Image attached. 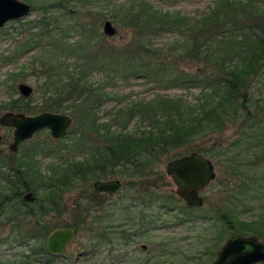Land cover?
Masks as SVG:
<instances>
[{"label": "trees", "instance_id": "16d2710c", "mask_svg": "<svg viewBox=\"0 0 264 264\" xmlns=\"http://www.w3.org/2000/svg\"><path fill=\"white\" fill-rule=\"evenodd\" d=\"M70 2L30 0L34 5L32 12L40 5L41 15L37 25L28 26L30 33H35L17 46L19 53L44 50L41 56H34L39 61L19 67L20 73L27 66H31L30 69L37 66L40 70L38 87L42 89V106L34 105L32 99L21 98L20 104L14 103L10 111L33 115L43 112L69 114L77 128L62 140H50L49 143H55L50 144L51 148L37 144L21 153L5 154L3 150L0 154V210L2 215L9 212V225H17L10 234L21 233L17 219L20 215L24 219L35 218L38 226L47 216L59 214L64 195L83 185L93 196L98 192L92 191L90 185L109 177L126 179L128 190H133L136 183L147 185L157 165L172 152L197 140L217 138L235 127L239 139L231 150L223 149L221 144L213 145L212 151L195 150L210 155L217 164L224 162L229 179L236 182L233 185L240 189L239 195L246 201L243 205L252 215L250 218L233 212L220 215L218 221L223 226L214 245L219 248L223 244L226 232L256 237L264 242V0H215L214 6L197 16L157 9L146 1L138 6H115V18L126 22L125 26L134 31L135 38L132 47L125 48L124 52L106 46V54L91 46L88 40L67 45L64 40L68 29L50 22L54 10H60L65 16L73 15L76 11L68 8ZM170 33L177 38L167 47H155L151 42ZM100 37L102 41V34ZM52 48L55 50L50 53L48 50ZM57 51L68 53L60 56ZM18 56L17 53L15 57ZM69 58L74 59L73 64L68 63ZM171 58L196 60L213 71L207 74L203 70L196 76L175 71L170 81H166L163 76L171 68ZM3 60L12 62L15 58ZM95 71L124 79L131 73L160 87L177 85L187 91L199 88L200 94L194 106L183 98L163 95L151 100H133L130 96L114 98L104 84L93 81L91 76ZM110 100H117V106L108 112L102 111ZM101 113L107 114V122L101 121ZM133 119H138V124L129 129ZM70 134L80 141L78 155L71 156L67 150L58 149L57 145L71 137ZM40 157H56V160L43 167ZM229 182L226 180L224 186ZM29 192L36 196L34 203L22 200ZM145 193L137 191L135 198L147 209V216L145 209L140 215L149 225L166 222L163 218L178 227L197 220L198 208L187 207L182 199L159 194L154 197L152 193L146 199ZM87 205L85 199H80L77 211L82 214V222L75 227L77 232L82 230L83 224L87 225ZM96 225L91 231L96 242L94 247L120 242L130 247L129 231L135 230L137 237L144 234L145 227L103 228L100 222ZM38 232L31 234L34 239L30 243L35 247L29 245V239L21 235L12 238L10 234L0 245L14 242L29 249L30 255L23 264H57L58 258L45 247V235ZM46 233L49 234L48 230ZM175 244L170 241L157 252L155 247V257L147 264H167V258L180 255L183 249L173 248ZM214 255L212 249L208 263Z\"/></svg>", "mask_w": 264, "mask_h": 264}, {"label": "rangeland", "instance_id": "374dc122", "mask_svg": "<svg viewBox=\"0 0 264 264\" xmlns=\"http://www.w3.org/2000/svg\"><path fill=\"white\" fill-rule=\"evenodd\" d=\"M20 1L29 4L32 10V6L34 5L30 3V0ZM42 1L48 2L49 0ZM142 1L149 2L157 9L171 12L175 11L190 16H197L208 11L209 7L214 6L215 2V0H71L68 8L76 12L73 15L65 16L60 10H54L50 22L52 24H57V26H62V29H68V36H65L67 39L64 40L67 45L74 41L88 40L91 46L93 45V47L102 50L104 54H106V46L114 47L118 52H124L125 48L129 46L132 47L131 44L133 43L135 34L133 30L125 26L126 22L124 24L121 20L115 18V6L127 4L138 6ZM35 9V11H31L29 16L24 19L10 22L0 30V118L5 113L12 112L10 111L11 106L20 104L18 100L21 98L25 101L32 99L34 105L42 106L40 102V91L42 89L38 87L40 70L37 69V66L31 69V66H27V68L25 67V70L20 73L19 67L24 66L27 62L31 64L39 61L35 59L34 56H41L44 50L36 49L28 53L17 52L18 44L25 41L28 35L35 33V31L30 33V28L28 26L37 25L42 8L40 5H37ZM106 21H111L117 29L116 36L108 37L104 34V24ZM94 34L97 35L96 38L99 40L95 38ZM101 34L103 36L102 41L101 37L99 38ZM176 38L174 34L170 33L154 38L151 42L155 47L161 48L171 45L176 41ZM95 42L98 44H95ZM51 50L55 49L52 48L48 51L51 53ZM17 53L20 54V56L16 58L15 55ZM67 53L68 52L65 51L56 52V54L60 56L66 55ZM7 57H14L15 60H11L12 62H5L3 59ZM73 61L74 59L69 58L68 63L73 64ZM174 61H176V63H174ZM171 64V68L168 69L163 76L166 81H170L175 71H178V74L184 72L195 76L201 74L203 70L207 74L213 71L202 64H198L196 60H179L171 58ZM72 70L73 69H71L70 72ZM127 75L128 78L124 79L122 76L116 74L110 77L105 72L95 71L91 77H93L95 83L104 84L114 98L130 96L133 100H151L156 95H163L173 99L183 98L194 106L195 99L200 94L199 88L187 91L177 85L160 87L151 81H146L142 76L131 75V73ZM15 78L18 79L14 80ZM40 80H42V78H40ZM42 82H44V80H42ZM20 84H26L33 88V93L29 98H24L20 95ZM117 104V100H110L104 105L102 111L105 110L108 112L116 107ZM26 115L35 116L33 114ZM100 117L102 122L108 121L106 113H101ZM137 124L138 119H133L129 122L128 128L133 129ZM76 128L74 120L70 132ZM13 131V129H7L0 125V132L6 139L3 145L5 154L10 152L9 145L13 141ZM70 136L71 137L64 140L62 144L57 145L58 149H64V152L67 150L68 154L71 156L78 155L77 152L79 151L77 150H80V141H78V137L75 135L70 134ZM238 139V129L231 127L217 136V138H206L205 140H197L192 144H186L181 149L165 157L157 165L155 174L152 179L147 182V185L144 183H136L137 186L133 188V190L126 189V179L116 176L109 177L106 180L119 179L124 184L123 189L115 196H106L100 193L93 196V192H91L90 189H85L87 187L85 185H83L81 189L65 194L62 199V208L59 214H51L41 221L42 226L48 228L49 232V234L46 233L47 231L42 233V235H45V247L53 231L62 228H73L76 230L75 227L82 222V214L80 211H77L78 203L80 199H85L88 203L85 208L87 210L85 213V215H87V225L83 224L82 230L80 232L76 231L74 240L69 244L64 255L57 259V264H147L154 259L157 250L162 249V247L170 241L176 243L173 248L181 247L183 251L178 256L167 258V264H211L226 240L234 236L226 232L227 236L223 244L219 248L214 245L216 237L220 232L219 229L223 226L218 221L220 215L233 212L235 215L241 213L244 218H250L252 216L246 211L245 205H243L246 201L243 200V195H239L240 189L233 185L236 182L229 179L228 170L223 161L217 164L210 155L199 153L212 160L215 166L216 179L201 193V196L204 198V205L198 208L199 211L197 215H195L197 220L187 225L180 227L175 226L174 222L169 221L167 218H163L166 222L153 223L151 225L147 223V220L142 221L140 213L145 209V206L136 200L135 193L137 191L147 192L144 194L146 199L149 198L148 194L150 193H152L154 197H157L156 194H159L162 197H170V195H172L179 198L175 193L176 187L173 181L167 175L166 170L168 163L177 158L198 153L195 150L207 152L213 145L221 144L223 149L231 150V146L234 145ZM50 140L54 141L49 131H42L38 133L34 139L21 145L19 153L37 144H41L45 149L51 148L50 144L55 145V143H49ZM215 151L218 150L215 148ZM55 160L56 157L39 158L43 167H48L51 163L55 162ZM226 180H230L228 186H224L226 185ZM93 183L90 185L92 191H94ZM147 212V209H145V216L148 215ZM8 213L0 216V242L8 237L13 227L17 226L9 225L10 220H8ZM20 216H18L17 219L20 220L19 224H21V236L25 240L29 239L30 243L34 239V235L31 234L40 231L37 226V220L33 217L24 219L23 217L20 218ZM39 217L41 218V216ZM96 222L102 223L103 228L108 226H124L131 229L134 226L138 229L139 225H144V234L136 237L134 235L136 231L130 230L129 234H127H131V236H129V240L131 241L130 247L123 246L122 242H120L121 245L116 243L115 245L103 244V246L94 247L96 242L92 239L94 234L91 231L96 228ZM29 245L35 247L33 243ZM143 245L147 247L146 250L142 249ZM155 247L156 252L154 251ZM170 249H172V247L169 248L168 251H170ZM212 249L215 255L208 263L207 258L211 254ZM183 252H186V254ZM206 253H209L208 256H206ZM28 255H30L29 249H26L24 245L19 246V243L14 244V242H11V244L3 243L0 245V264H23V260L27 259L26 257Z\"/></svg>", "mask_w": 264, "mask_h": 264}, {"label": "water", "instance_id": "95a60500", "mask_svg": "<svg viewBox=\"0 0 264 264\" xmlns=\"http://www.w3.org/2000/svg\"><path fill=\"white\" fill-rule=\"evenodd\" d=\"M31 6L20 0H0V30L8 23L24 19L31 14ZM104 34L114 37L117 29L111 21L104 24ZM20 95L29 98L33 88L19 85ZM74 123L70 115L44 112L35 116L23 113L7 112L0 118V125L13 129V141L9 151L17 154L22 144L34 139L40 131L47 130L54 141L64 139ZM4 136L0 132V154L3 152ZM167 175L176 187V195L182 199L187 207L201 208L205 191L216 179L215 166L209 158L199 153H193L177 158L167 165ZM124 187L119 179L99 180L93 183V189L100 194L116 195ZM33 193H26L23 200L27 203L35 201ZM73 229H58L48 239V250L53 255H63L67 246L75 238ZM147 247L143 245L145 250ZM264 263V242L256 237L232 236L217 253L211 264H262Z\"/></svg>", "mask_w": 264, "mask_h": 264}, {"label": "flooded vegetation", "instance_id": "af4514ba", "mask_svg": "<svg viewBox=\"0 0 264 264\" xmlns=\"http://www.w3.org/2000/svg\"><path fill=\"white\" fill-rule=\"evenodd\" d=\"M29 193H32V192H29ZM118 193H119V192H118ZM118 193H117V194H118ZM25 194H26V193H25ZM33 194H34V193H33ZM117 194H116V195H117ZM102 195L110 196V195H107V194H102ZM23 196H24V195H23ZM23 196H22V200H23ZM34 196H35V195H34ZM113 196H115V195H113ZM35 198H36V196H35ZM35 201H36V199H35ZM35 201H34V202H35ZM23 202H25V201L23 200ZM34 202H33V203H34ZM26 203H27V202H26ZM0 216H2V212H1V210H0ZM38 228L40 229L41 232H44V231H47V230H48V228H45L44 226H42V224H39V225H38ZM62 229H73V228H62ZM57 230H58V229H57ZM73 230H74V229H73ZM55 231H56V230H55ZM74 231H75V230H74ZM53 232H54V231H53ZM53 232H52V233H53ZM75 232H76V231H75ZM52 233H51V234H52ZM21 234H22V233H16L15 236H14V233H13V234H10V236L13 238V237H16V236L21 235ZM49 237H50V236H49ZM48 239H49V238H48ZM73 240H74V239H73ZM73 240H72V241H73ZM47 245H48V241H47ZM47 245H46V248H47V250H48V246H47ZM68 246H69V245H68ZM68 246H67V247H68ZM142 249H143V246H142ZM146 249H147V248H146ZM146 249H145V250H146ZM66 250H67V249H66ZM143 250H144V249H143ZM48 251H49V250H48ZM65 252H66V251H65ZM49 253H50V252H49ZM50 254H51V253H50ZM51 255H53V254H51ZM63 255H64V254H63ZM53 256H55L56 258H60L62 255H53Z\"/></svg>", "mask_w": 264, "mask_h": 264}]
</instances>
